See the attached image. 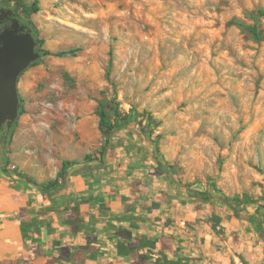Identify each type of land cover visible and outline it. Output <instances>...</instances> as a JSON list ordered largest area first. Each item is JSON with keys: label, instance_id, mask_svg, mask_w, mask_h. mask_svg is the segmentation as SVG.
<instances>
[{"label": "rangeland", "instance_id": "rangeland-1", "mask_svg": "<svg viewBox=\"0 0 264 264\" xmlns=\"http://www.w3.org/2000/svg\"><path fill=\"white\" fill-rule=\"evenodd\" d=\"M7 1L40 49L80 50L41 56L20 77L24 112L2 170L47 184L63 161L102 163L103 102L116 132L145 140L174 179L226 206L220 219L247 222L232 241L264 264V0ZM240 21L257 24L259 39Z\"/></svg>", "mask_w": 264, "mask_h": 264}, {"label": "crops", "instance_id": "crops-1", "mask_svg": "<svg viewBox=\"0 0 264 264\" xmlns=\"http://www.w3.org/2000/svg\"><path fill=\"white\" fill-rule=\"evenodd\" d=\"M144 144L115 132L102 163L67 165L48 192L0 162V264H253L230 233L246 236L247 222L217 221L227 207L162 171Z\"/></svg>", "mask_w": 264, "mask_h": 264}, {"label": "water", "instance_id": "water-1", "mask_svg": "<svg viewBox=\"0 0 264 264\" xmlns=\"http://www.w3.org/2000/svg\"><path fill=\"white\" fill-rule=\"evenodd\" d=\"M37 42L31 33L18 37L10 32L0 51V131L7 124L11 130L20 116L19 74L42 54L35 51Z\"/></svg>", "mask_w": 264, "mask_h": 264}, {"label": "trees", "instance_id": "trees-1", "mask_svg": "<svg viewBox=\"0 0 264 264\" xmlns=\"http://www.w3.org/2000/svg\"><path fill=\"white\" fill-rule=\"evenodd\" d=\"M38 9H39V7H38L37 3L35 2L31 7L26 8L25 12L28 16H30L32 13L37 12ZM260 14L264 15V11L261 10ZM238 25L243 30L249 32L255 39H259L260 29H259V26L257 24L251 25V24H247L243 21H240L238 23ZM43 43H44L43 41H40L41 45H43ZM79 50H80L79 48H71V49L59 51L57 53H53L47 49H41L42 56H47V55H52V54H55L56 56L76 55ZM33 64H35V62ZM110 67H111V62H110ZM112 100L116 104V106L114 108V113L117 117H120L119 104L117 102L116 97H114ZM23 112H24V109L22 107L20 110V115ZM97 114L99 116V128L106 138V146L104 145V147L102 149V156H103V154L105 153V150L107 148V145H109L111 143L113 134L117 131V129L120 128L121 125H120V123L114 122L111 119V116H110V114H109V112H108V110H107V108L103 102L99 103V106L97 109ZM123 125H127V123H124ZM11 135H12V133H11ZM86 161H90L89 157ZM67 164H68L67 161H63V165H62V168H61L60 173H59V175L61 177V182L59 181V179L58 180L56 179V180L49 182L47 184H43V183L42 184L35 183V184H38L40 186V188L46 192L50 191L52 188H54L58 185H61L62 182L66 179V177L68 175V171L66 169ZM160 167H161L162 171L165 170L162 163H161ZM215 219L217 221L220 220V218L218 216L215 217ZM135 264H183V263H182V260L180 258L175 259V260H170V259L163 257V256L161 258H158L155 262H151L148 255H138L136 258Z\"/></svg>", "mask_w": 264, "mask_h": 264}, {"label": "flooded vegetation", "instance_id": "flooded-vegetation-1", "mask_svg": "<svg viewBox=\"0 0 264 264\" xmlns=\"http://www.w3.org/2000/svg\"><path fill=\"white\" fill-rule=\"evenodd\" d=\"M10 32H13L14 35L18 37H24L27 34L31 33L37 42L35 46V51L40 52L42 54V51L40 49V42L35 33V29L32 23L30 22V20L25 15L24 11L21 9V7L7 0H0V51L1 48L3 47L4 41L8 38ZM26 70L22 71L19 74L18 83L20 77ZM21 99L22 98L20 96V104H21L20 110L22 108ZM13 128L11 130H8L7 124H5L3 129L0 131V162L1 163H3L6 158L7 148L11 139V133Z\"/></svg>", "mask_w": 264, "mask_h": 264}]
</instances>
